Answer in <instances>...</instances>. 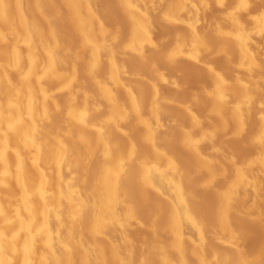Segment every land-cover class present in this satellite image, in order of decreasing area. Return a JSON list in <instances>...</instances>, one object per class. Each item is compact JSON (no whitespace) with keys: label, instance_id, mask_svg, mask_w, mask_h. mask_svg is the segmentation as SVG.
<instances>
[{"label":"bare ground","instance_id":"bare-ground-1","mask_svg":"<svg viewBox=\"0 0 264 264\" xmlns=\"http://www.w3.org/2000/svg\"><path fill=\"white\" fill-rule=\"evenodd\" d=\"M259 38L264 0H0V264H264Z\"/></svg>","mask_w":264,"mask_h":264},{"label":"rangeland","instance_id":"rangeland-1","mask_svg":"<svg viewBox=\"0 0 264 264\" xmlns=\"http://www.w3.org/2000/svg\"><path fill=\"white\" fill-rule=\"evenodd\" d=\"M116 1L117 0H92V2L94 4V8H95V10L97 12L100 11L101 9H104L108 2L114 4V2H116ZM226 1H229V0H226ZM192 5H193V2H192ZM195 5H193V7H195ZM143 7L145 9V10L144 9L143 10L146 13V15H149L150 17H152V18H154L156 20H162L163 15L166 12L172 10L169 7V4L167 3V1H164L163 4L159 3L158 4V8L156 10L154 9V11L150 9L151 6H147V8H146V6L143 5ZM193 7L191 6V9H190L191 13H194V10H193L194 8ZM226 10H227V5H223L222 6V5L218 4V3H213V4L211 3V5L209 7L205 8V12L202 15H200L199 17H197V19H196V17H194V14H191V16H193L195 18V19L192 18V21L195 22V21L199 20V22H200L201 20H203L205 22H209L210 20H222L223 19V15L226 12ZM250 11L252 12V10H250ZM195 24L198 25L197 22H195ZM200 24H201V22H200ZM203 24H205V23H203ZM152 36H153V38H158V36H159L158 31H154ZM257 40H259V41H257ZM262 42H263V40H261V38L256 39L255 47L256 48H259V47H263L264 48V45L261 44ZM263 51H264V49H263ZM190 71L191 70L182 71L181 75H179L177 77V79L175 78L172 81V85L168 86V87H165L163 89V91L165 93H168V92L174 90V85H176V84L181 85V86H185L186 90H188V89L192 90V91L193 90H197L199 83H203L204 79L200 75H198L197 73H195V75H198V76H194V73H192ZM167 74L168 75L170 74L169 71H167ZM191 75H192V77H191ZM172 120L174 121V119H172ZM172 120H170L168 118L164 120L165 124L167 125V126L165 125L167 127V130H168V128L170 130V128L173 127L172 125L175 124L176 121L173 122ZM171 129H173V128H171ZM234 147L235 146H233V148H232L233 151L236 149ZM118 241L120 242V240H118Z\"/></svg>","mask_w":264,"mask_h":264}]
</instances>
